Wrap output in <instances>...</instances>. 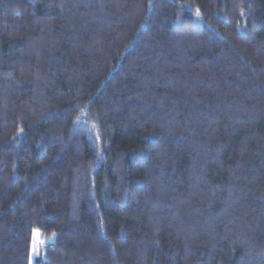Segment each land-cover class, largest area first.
I'll return each mask as SVG.
<instances>
[{
  "label": "trees",
  "instance_id": "trees-1",
  "mask_svg": "<svg viewBox=\"0 0 264 264\" xmlns=\"http://www.w3.org/2000/svg\"><path fill=\"white\" fill-rule=\"evenodd\" d=\"M0 264H264V0H0Z\"/></svg>",
  "mask_w": 264,
  "mask_h": 264
},
{
  "label": "rangeland",
  "instance_id": "rangeland-1",
  "mask_svg": "<svg viewBox=\"0 0 264 264\" xmlns=\"http://www.w3.org/2000/svg\"><path fill=\"white\" fill-rule=\"evenodd\" d=\"M35 232H38V233H39V237H38V239H39V240H42L43 243H38V242H37V238L34 236V233H35ZM51 239H52V237L50 238V237L42 236V235L40 234V232L37 231V230L33 231V234H32V242H31V257H32V259H33L35 256H37V255H41V254H42V248H43V247L45 246V244H46L49 240H51ZM34 246H35V251H34Z\"/></svg>",
  "mask_w": 264,
  "mask_h": 264
},
{
  "label": "snow or ice",
  "instance_id": "snow-or-ice-1",
  "mask_svg": "<svg viewBox=\"0 0 264 264\" xmlns=\"http://www.w3.org/2000/svg\"><path fill=\"white\" fill-rule=\"evenodd\" d=\"M34 236L37 238V242H38V243H43L42 240H39V239H38V237H39V233H38V232H35V233H34ZM34 251H35V246H34Z\"/></svg>",
  "mask_w": 264,
  "mask_h": 264
}]
</instances>
